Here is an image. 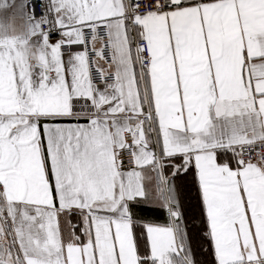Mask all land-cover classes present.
Wrapping results in <instances>:
<instances>
[{
  "label": "snow or ice",
  "instance_id": "6c2138e0",
  "mask_svg": "<svg viewBox=\"0 0 264 264\" xmlns=\"http://www.w3.org/2000/svg\"><path fill=\"white\" fill-rule=\"evenodd\" d=\"M0 264H264V0H0Z\"/></svg>",
  "mask_w": 264,
  "mask_h": 264
}]
</instances>
